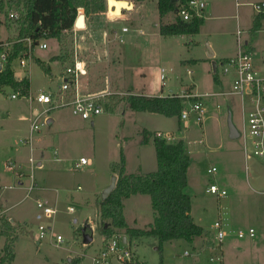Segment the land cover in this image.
Masks as SVG:
<instances>
[{"label": "rangeland", "instance_id": "1", "mask_svg": "<svg viewBox=\"0 0 264 264\" xmlns=\"http://www.w3.org/2000/svg\"><path fill=\"white\" fill-rule=\"evenodd\" d=\"M225 1L227 2L228 15L234 17L228 22V31L231 33L236 31L237 18L242 23L241 29H248L246 21H250L254 17L253 7L242 4H238L236 7V4L242 0ZM260 1L262 0H248L247 2L256 4ZM13 10H15L13 7L0 10V39H2L0 44H10L34 32L28 29L24 20L13 21L10 19L9 14ZM129 12L130 10L125 11L124 15ZM100 14H103L102 29L114 25L116 31L121 34L124 25L128 24L127 21H121L122 16H112L107 12L106 0L104 13H86L85 29L73 30L71 28L62 32L60 38L48 39L49 49L35 52L36 56H34L33 65L29 70L30 92L37 94L40 91H49L50 88L57 89L59 82L52 77V74L58 75L66 64H52L49 60L50 56L60 57L68 64L73 59L75 49L78 48L77 50L84 59L88 60L89 65L94 66L100 63L97 51L102 49L106 35L100 29L89 30L92 16ZM79 17L78 15L77 20ZM172 18L174 21L178 19L174 18V15ZM111 29L112 27L107 31L112 32L113 29ZM257 38L259 39L257 44L254 43L256 45L254 64L259 68L261 75H264V32H260ZM179 40V45L183 52H186L187 58L199 56V49H191L192 37L184 36ZM37 55L40 59L37 58ZM49 63L52 71L47 73L44 68ZM14 65L16 67L17 64L14 63ZM206 69L207 65L182 67V71L179 72L181 78L176 84H174V78L167 80L166 92L170 87L174 89L175 93L183 94L189 89L187 85L193 86L194 84L197 87L196 90H199L201 94L202 91L210 90V82L214 83L209 76H206ZM216 75L212 74L213 77ZM218 76L226 77L221 67ZM227 78L230 89L232 88V76H227ZM14 90L5 87L0 91V207H11L19 203L12 210V214L27 221L30 225L29 233L24 226H19L18 232L15 234L19 240L17 247L15 246L17 254L15 264H70L71 260L76 257L81 258L82 264H91L90 258L102 245L100 233L104 227H111L109 232L115 230V232L127 233L125 229L113 227L112 220L104 221L102 219L101 197L105 189H101V187H107L110 184L113 176L112 169L115 164L120 162L122 150L126 155L128 169L130 172L136 171L137 156L141 149H144L141 145L143 133L140 132V128H142L141 130L148 128L153 134L156 132L168 133L174 138V141H184L187 144L192 159L187 188L193 204L192 217L196 224L206 230L201 237L195 238L193 242L168 241L163 245L161 252L157 249L159 246L157 238L153 236L135 238L132 240V247L135 248L140 260L146 264H219L218 261L211 263V257L218 258L212 247L217 234L215 223L221 217L229 232L221 252V257L224 260L222 264H264V203H262L264 194L254 192L247 179L248 173L254 174L256 170H259V177L264 180V163L254 158L250 160V170L247 171L243 137L233 139L229 136L228 117L232 113V122L238 131L241 133L244 129L242 107L237 97H230L232 103L228 102L229 98L221 97L219 99L220 111L215 106L212 107L216 104V101H212V106H210L211 104L208 106L209 112L206 115L208 118L203 125L198 123L197 114L192 113L188 122L181 121V127L177 118L163 117L159 114L150 115L149 113L140 114L129 111L123 115L129 108L127 96L112 98L108 105L109 112L96 117L93 125L91 120H82L70 108L63 111H52L48 118L54 117L56 121L54 124H48L45 119L46 115L37 120L40 130L36 131L34 135L33 146L36 149L33 157L37 163L40 157L39 151H42L45 153V159L42 162L43 168L35 166L32 173L29 162L30 145L21 138L29 136L30 122L23 121L20 117L25 116L30 120L37 117L31 111L34 104H30L27 99H11ZM248 100H246V105L250 112L252 105ZM192 102L193 100L190 99L183 105L191 109ZM38 107L42 113L45 111L46 106L39 105ZM61 114L64 124L68 125L66 128L68 131L63 129L60 124L59 115ZM185 123H188L189 128H185ZM153 138L150 142L152 146H148L142 153L145 158L143 172L145 175L157 170ZM57 148L60 152L59 159L61 161L64 159L62 163L55 159ZM82 156L91 159L93 164L82 170H76L74 165L79 162ZM14 158H17L16 163ZM10 166L13 168L12 171ZM212 167L218 169L215 178L208 174L209 168ZM22 172H25L23 178L19 176ZM115 174L118 181L119 170ZM33 176L36 181L46 182L45 192L50 199L47 201V205L57 208L56 215L45 217L38 208L36 204L40 195L38 185V188L29 194ZM214 181H217L228 192V196L220 203L214 196L207 193L208 186ZM21 183L24 185L21 186ZM56 183L58 185H54ZM79 186L82 187V190H79ZM57 191H59L58 195ZM127 203V221L136 229H148L149 223L153 222L154 218L150 197L148 195L134 197ZM72 207H75L76 212L71 214L69 209ZM41 214L42 216L39 217ZM87 224L92 228L94 225L96 230L94 240L89 246L83 242V229ZM40 225L52 227L55 235L63 238L61 244L56 243V238L53 239V235H47L42 241H39ZM250 229L255 230L254 239L249 236H245L244 239L237 237L239 231L249 232ZM87 233L91 232L88 230ZM0 237L1 259L4 255L5 237ZM210 248L211 253L210 251L200 253L206 249L210 250ZM187 252L190 255L185 256Z\"/></svg>", "mask_w": 264, "mask_h": 264}, {"label": "crops", "instance_id": "2", "mask_svg": "<svg viewBox=\"0 0 264 264\" xmlns=\"http://www.w3.org/2000/svg\"><path fill=\"white\" fill-rule=\"evenodd\" d=\"M200 1L205 4L204 10H203L204 11L203 13L204 23L200 27V33L194 36L161 35L160 27L162 26V24H173L178 19L174 21L172 18V15H174V18H177L176 12H171L161 17L160 12H158V2L156 0H144L141 3L128 0V2L130 3L132 2L133 9L130 10L129 14L127 15L125 14L123 18H121L122 19L121 21H127L128 23V24H125L124 27L122 28L123 30L126 26L127 31L125 32L121 31V34L116 31V29L114 28V25H111L109 27L106 26L104 27V29L101 28V24L103 23V20H102L103 14L92 16L93 18L91 20V23L89 24L90 25L89 30L95 31L96 29H100L102 33L106 35V40L104 44H102L103 46L101 47L102 49L97 51L98 52L97 55H99L98 57L101 60L100 63L95 64L94 66L92 64L89 65V71H90L89 76L85 80L89 79L94 89L103 88L106 84L110 85V88L113 89L117 93L115 97H126L129 95H135V96H145L146 95L150 97L164 98V97H171V95H178V96L183 95V94L175 93L174 89L170 87H169V91L166 92V88H165L168 85L167 80L169 78L175 79L174 84H176V82L180 80L181 75H179V72L180 70L182 71V67H191V66L201 67V65H207L206 76H209L210 79H212L214 83L212 84V82H210L211 83L209 86L210 90H206V92L202 91V94H201L199 90H196L197 87L194 84L193 86L187 85L189 89H187V91L184 92V93L189 92V94L198 96L199 98L197 99L203 102L205 111L203 114V122L200 124V125H203L204 122L206 121V118H208L206 117L207 113L209 112L208 106L210 104H211L210 106H212V101L213 102L216 101L215 102L216 104L213 105L212 107L215 106L216 109L220 111L221 105L219 103L220 101L219 99L221 97L229 98L228 100L229 103L231 102V99H232V98L230 99V97H237L233 95L218 96V94H220L221 92H231L232 91V88L229 89V86H228L229 81H228L227 76H232L231 85L234 79L236 78V73L234 71H231L230 73L225 74L223 71L222 64L229 62L232 58L236 57V55L238 54L239 49H240L238 45L239 37L242 41V48H244V50L248 52H251L253 54V60H254V56L256 55V51H255L256 45H254V43L257 44L259 40L257 36L259 35V33L262 31L264 32V21L261 20V18L258 15L254 14V17L250 21L245 20L247 22L246 28L248 29H242L243 33L241 36H239L238 31L239 29L242 28L241 27L242 23L238 21V18L237 20L235 19L236 20L235 22L236 31L232 33L228 31L229 30L228 22L234 17L228 15L229 13L226 10L227 2L225 0H200ZM244 1L245 0H242V2H238L236 4V7L238 4L249 5L251 7L254 4L252 2H247L248 0H246L245 2ZM81 10L83 11V9ZM111 27L113 29V30L111 29L112 32H108L107 30ZM184 36L193 38V43H191L192 44L191 49L192 50H194V48L199 49V53H198L199 56L187 58L186 52H183V50L181 49V46L179 45L180 43L179 39ZM119 38L123 40V43L120 42ZM231 38L233 39L231 40ZM1 41L2 39H0V42ZM37 58L40 59L38 55H37ZM52 58L53 57L50 56L49 60L51 61ZM14 63L17 64L16 62H13L12 69L16 68L15 69L16 73H18L17 78L25 77L26 76L25 73H23V71L17 65L15 67ZM51 63L52 64H60V63L66 64L63 60L51 61ZM32 65L30 66V68L32 67ZM46 66L47 67L45 68H49L51 72L52 71L51 64L50 63L46 64ZM254 66L256 67V70L259 71V68L255 64ZM220 67L223 71L224 76L226 77L218 76V71ZM61 73L62 72L59 71L58 75L52 74V77L55 78V80H58V77L60 76ZM212 74H217V75L213 77ZM163 75L165 76V78L162 80ZM28 81L29 82L31 81L29 74H28ZM216 88L218 89L217 91H216ZM30 93H34V92H30ZM237 98L239 99L240 105L242 107V119H243V124L245 126L246 118L248 116V107L246 105V100L248 99L244 98L242 100L239 97ZM30 104H34L31 109L33 115H36L37 113L38 114L41 113V110L38 107L39 104L32 103V102ZM63 110H69V109H60V110H55V111H63ZM129 111H133V110L131 108H128L126 112L123 113V115H126V113H128ZM107 112H109V110H107ZM136 113L145 114L149 112H145V113L136 112ZM149 114L155 115L154 113H149ZM230 117L232 120L233 113L229 115L228 120ZM20 119L26 122L27 121L30 122V126H31L32 121L34 120V119L30 120V118L25 117V116H21ZM50 119L52 120L51 121L52 124L56 122L54 117ZM217 119H219L218 116H217ZM59 120L61 121L60 124L62 125V128L68 131V129H66L68 125L67 123L64 124L62 114L59 115ZM93 124L94 122H92V125ZM185 125H186L185 128H189L188 123H185ZM229 128H230V125H229ZM141 129L142 128H140V132L143 134L146 131L152 132L148 128H145L143 130ZM30 131H29L28 137L23 136L21 138L25 140L27 144L30 145L31 157L29 158V162L31 159H33V163L30 162L32 173H33L34 172L33 169L36 168L35 166L43 168L42 162L45 159V153L44 152L42 153V151H39L40 157L38 159L39 161L36 163L35 158L33 157L35 153V149H36L33 146L34 135L36 131H34L32 135ZM238 133H240V131H238ZM156 134L158 135L160 134L161 137L164 140L166 139L167 142L169 143L179 142V141H174V138H172L171 135L168 133L163 134L162 132H156ZM205 135L206 133L204 131V137ZM230 135H231V132L229 133V136ZM152 138L153 137H150L149 142L147 144H145L142 139L141 145H143L144 149L143 150L141 149L140 154L137 156L138 162H137V167H136L135 172H130V170L128 169L127 160L125 159L127 175L128 174L145 175V173H143L145 169V164H144L145 158H144V154L142 155V153L146 151V148L148 146H152V144L150 143ZM152 143L154 145V138H153ZM41 149H44V148L41 147ZM155 154H156V148H155ZM55 155H56V158H55L56 161L59 163L60 162L62 163L64 159L62 158L63 159L62 161L61 159H59L60 152L58 148L57 150H55ZM81 158H85V157L82 156ZM16 159L17 158H14L15 163H16ZM88 160H89L90 165H92L93 161L91 159H88ZM245 162H246V170L249 171L250 170V160L248 161L245 160ZM156 164H157V161H156ZM157 169H158V164H157ZM23 173L25 172H22V174ZM112 173L113 175H116L115 174L116 172H114L113 169H112ZM254 174H251V173L247 174V179L248 181H250V187L254 192H257L258 194H264V191H263L264 180H262V177H259V170H256V173ZM2 179L5 180L4 177H2ZM33 182L34 183L38 182L36 184L40 187L38 190L40 192L38 199H41V200L43 199L42 201L47 204V201H50V199H48L49 195L45 192L46 187H47L46 182H43L41 180L36 181L34 176L32 178L31 183ZM22 185L24 184H21V186ZM54 185H58V183ZM109 185H107V187H109ZM107 187L106 186L101 187V189H106ZM58 192L59 191H57V195H58ZM138 196H145V195L131 196L129 199L123 202L125 221L127 222L128 226L131 228H134V226H132V224L127 221V215H126V207L128 205L127 202H129V200H131L132 198L138 197ZM217 202L220 203L218 200ZM262 203H264V201H262ZM18 204L19 203H16L14 206L6 207V208L5 206L0 207V212L3 213L4 218L8 219V221L10 220L11 225H13L14 227L24 226L26 229H28L27 233H29L30 225H28V222L25 220H21L12 214V210H14V207L16 205L18 206ZM220 216H222L221 213H220ZM153 222L149 224H152ZM141 230H144V229H141ZM18 241L16 242V247H17ZM16 247H15V259L17 255ZM206 251H210L211 253V248L210 250L206 249L205 251L200 252V253H205ZM14 262L13 264H15Z\"/></svg>", "mask_w": 264, "mask_h": 264}, {"label": "trees", "instance_id": "3", "mask_svg": "<svg viewBox=\"0 0 264 264\" xmlns=\"http://www.w3.org/2000/svg\"><path fill=\"white\" fill-rule=\"evenodd\" d=\"M141 3L144 0H132ZM160 16L175 12L180 5L189 0H156ZM13 7L15 10L24 8V24L30 31H44L46 38H60L62 32L71 29L78 17V11L83 9L85 14H98L106 11V0H0V10ZM204 18L195 17L190 22L177 20L173 24H162L161 35L165 36H194L200 33V27ZM36 38L43 35L36 34ZM24 36L19 38L23 39ZM22 50V45L15 46L10 61L0 70V91L10 87L29 94L30 82L23 80L19 82L15 78L12 63ZM63 60L53 57L51 61ZM49 73V68H44ZM150 97V96H127L129 108L135 112H149L166 117L178 119L181 125V113L184 108L185 99L176 97ZM154 137L156 148V161L158 169L155 172L142 174H126L125 155L121 151L120 162L113 167L114 172L119 170L117 188L110 193L109 197L102 201L101 217L104 221L112 220L113 227L125 229L133 239L153 236L159 240L158 250L161 252L163 245L168 241L184 240L193 242L195 238L201 237L205 230L196 224L192 217L193 204L187 192L188 172L192 165L187 145L184 141L169 143L158 137V134L146 131L143 134V142H149ZM145 195L150 197L154 210V222L148 229L130 228L125 221L124 201L131 196ZM3 230L0 236L5 237L4 255L0 264H13L15 260V246L18 241V227L11 225L6 219L3 220ZM111 226V225H110ZM111 227L103 228L108 233ZM89 232L91 229L88 228ZM87 230V232H88ZM92 233V232H91ZM91 233H87L91 235ZM70 264H82L81 258L76 257Z\"/></svg>", "mask_w": 264, "mask_h": 264}, {"label": "built area", "instance_id": "4", "mask_svg": "<svg viewBox=\"0 0 264 264\" xmlns=\"http://www.w3.org/2000/svg\"><path fill=\"white\" fill-rule=\"evenodd\" d=\"M204 7L205 4L200 0H189L186 4L180 5V7L175 11L176 16L179 20L190 22L195 17L202 18L204 16ZM255 14L258 15L261 20L264 21V0L256 2L252 5ZM81 10V9H80ZM80 10L78 15L81 17ZM82 11V10H81ZM127 9H123L122 18L124 12ZM84 13V10L82 11ZM109 13V12H108ZM110 14V13H109ZM11 20H23L26 18L24 8L20 10H13L9 14ZM85 20L86 14L83 15ZM79 17V18H80ZM78 18V19H79ZM77 20V19H76ZM78 22V20H77ZM77 22L72 27L73 30H83L78 28ZM86 28V27H85ZM84 28V29H85ZM127 31L125 27L122 32ZM243 33L242 29H239L238 35L241 36ZM39 34L43 35L41 38H36L34 35ZM46 32L44 31H34L29 36L23 39H17L10 44H0V66L4 68L10 61L11 56L14 53L15 46L18 44L22 45V50L19 51L18 56L13 62L17 63V66L25 73V77H18L16 73V68L13 69L15 73V78L17 81L22 82L23 80H28V74L30 66L34 62V56H36V51H46L49 49V40L46 38ZM120 42L123 43V40L119 38ZM239 52L236 57L232 58L229 62L222 64L223 71L225 74L234 71L236 73V78L232 83L231 92H221L218 96H237L242 100L248 98L252 109L248 112V118L246 119L243 132H241V137H243L244 143V156L245 160L257 159L264 163V75H261L259 71L256 70L254 66L253 54L242 48V41L239 37L238 39ZM78 49V48H77ZM75 49L73 54V59L71 62L66 63V66L61 70V74L58 77L59 85L57 89L53 90L50 88L49 91H40L37 94L30 93L26 94L20 89L15 91L11 96V99L24 98L27 99L30 103H37L39 105L46 106L45 111L42 113H37L30 126L31 135L34 131L40 130L37 125V120L46 115L45 119L49 121L48 115L52 111L60 109H72L74 114L79 116L82 120L91 122L100 115H103L108 110V105L113 97L117 93L110 88V85L106 84L103 88L94 89L90 83V80H85L89 76V62L81 56V53ZM19 64V65H18ZM165 76H162V80ZM174 97V95H171ZM185 99L183 104L192 99L191 109L185 107L181 113V121L188 122L191 118V114H197L198 123L203 122V114L205 107L203 102L198 100V96L183 93V95L176 96ZM158 137L163 139L159 134ZM33 163V159L30 160ZM89 160L86 158H81L79 162L75 163L76 170H82L83 168L89 166ZM10 168L13 170L12 166ZM218 169L216 167L209 168L208 174L215 178ZM21 178L24 177V174L20 173ZM33 178V177H32ZM23 184V183H21ZM36 183H31L29 186V194L37 188ZM82 188L79 187V190ZM207 193L211 194L219 202L228 196L227 190L221 187L217 181L210 184L207 188ZM38 208L43 212L45 217H51L57 214V208L47 205L42 200H36ZM69 212L75 213V207L69 209ZM42 214L39 216L41 217ZM4 215L0 212V233L3 230V220ZM8 221V219H6ZM10 223V220L8 221ZM11 224V223H10ZM91 234L94 240L95 226H90ZM108 227V226H107ZM106 227V228H107ZM215 229L217 231L216 241L212 247L214 254L218 258L211 257V262L218 261L219 264L223 263V257H221V252L226 238L229 235V232L226 230V224L224 219L221 217L215 223ZM40 233L38 235L39 241H42L47 235H53V239L56 238V243L61 244L63 238L61 236H56L53 232L52 227H46L40 225ZM101 242L102 245L95 251V253L90 258L91 264H146L144 261L140 260L139 256L136 253L135 248L132 247L133 238L127 233L112 232L106 233L102 231L101 233ZM245 236L249 238H255V230L250 229L249 232L239 231L237 237L239 239H244ZM1 238V237H0ZM92 240V241H93ZM213 254V255H214ZM190 255L189 252L185 253V256Z\"/></svg>", "mask_w": 264, "mask_h": 264}, {"label": "water", "instance_id": "5", "mask_svg": "<svg viewBox=\"0 0 264 264\" xmlns=\"http://www.w3.org/2000/svg\"><path fill=\"white\" fill-rule=\"evenodd\" d=\"M110 1L111 0H107V12H109L110 10ZM176 2H179L180 0H175ZM123 15V13H122ZM83 19H85L84 17H80L78 19V22L77 24L78 25H81L82 26V22H83ZM2 69V66H0V70ZM51 119L48 121V124H51ZM228 124L230 125V132H231V138L233 139H238L240 138V133H238L237 129L235 128L234 124H232V120H231V117L229 118L228 120ZM117 188V176L116 175H113L112 178H111V182H110V185L109 187H107L103 192H102V201H105L110 193H112L115 189ZM107 227V226H106ZM88 228H91L89 224H87L84 229H83V242L85 245L89 246L92 244V240H93V236L92 234L89 235L87 234V230Z\"/></svg>", "mask_w": 264, "mask_h": 264}, {"label": "bare ground", "instance_id": "6", "mask_svg": "<svg viewBox=\"0 0 264 264\" xmlns=\"http://www.w3.org/2000/svg\"><path fill=\"white\" fill-rule=\"evenodd\" d=\"M123 9L132 10L133 4L128 2L127 0L119 1V0H111L110 1V10L109 13L112 14V16L120 17L122 16L121 11ZM81 17H84L83 12L80 11ZM86 27V20L83 19L82 26L78 25V28L84 29Z\"/></svg>", "mask_w": 264, "mask_h": 264}]
</instances>
